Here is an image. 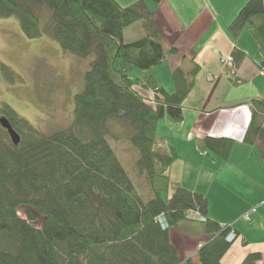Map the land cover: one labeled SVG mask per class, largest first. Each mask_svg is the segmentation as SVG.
<instances>
[{"label":"trees","instance_id":"obj_1","mask_svg":"<svg viewBox=\"0 0 264 264\" xmlns=\"http://www.w3.org/2000/svg\"><path fill=\"white\" fill-rule=\"evenodd\" d=\"M12 15L26 37H50L65 52L94 57L83 73V89L74 94L67 127L41 133L12 107H0L20 134L14 144L0 126V264H193L190 258L181 262L169 238V228L185 220L201 223L212 235L197 249L200 264H221L234 241L225 239L228 232L236 239L238 234L229 223L207 217L201 193L171 185L168 170L177 155L157 135L160 119H182L199 67H174L172 91L155 81L151 70L164 61L165 49L146 0L126 6L117 0H0V17ZM139 20L144 35L125 41L123 29ZM248 24L263 55L258 66L264 76V0H246L228 24L229 34L238 38ZM236 53L239 61L244 56L233 51L234 63ZM135 69L143 75L132 76ZM0 70L14 80L1 61ZM142 89L153 94L152 102ZM251 103L240 141L257 145L264 159V97ZM109 138L126 139L138 151L134 168L146 179L150 197L129 177ZM199 144L225 161L235 139L207 135ZM20 205H27L25 218L17 214ZM190 210L206 220L189 218ZM259 256L251 252L241 264Z\"/></svg>","mask_w":264,"mask_h":264},{"label":"crops","instance_id":"obj_2","mask_svg":"<svg viewBox=\"0 0 264 264\" xmlns=\"http://www.w3.org/2000/svg\"><path fill=\"white\" fill-rule=\"evenodd\" d=\"M135 1L117 0L121 6ZM245 1L146 0L165 49L164 61L151 70L155 81L167 92L172 91L174 67L189 69L193 63L199 67L195 84L183 100L182 119L175 121L165 116L161 122L167 133L158 132V122L157 135L162 137L164 149H173L177 155L168 170L171 185L180 184L201 193L207 199V217L220 224L229 223L238 234L221 264H241L251 252L260 255L251 264H264V159L257 145L240 141L250 121L251 101L264 97V76L258 66L263 55L250 35L249 24L238 38L228 31L229 22ZM142 25L143 22L136 29L134 24L124 28V40L132 42L143 36ZM235 50L243 51L244 56L239 61L240 54L233 55L236 73L230 78L220 56ZM132 72L135 77L143 75L136 69ZM141 93L151 96L148 89ZM207 135L235 139L228 159L223 161L200 150L199 142ZM252 204L257 208L251 220L246 221L240 216ZM238 213L241 215L237 218ZM168 231L181 262L190 258L193 264H200L197 249L212 236L203 225L185 220Z\"/></svg>","mask_w":264,"mask_h":264},{"label":"rangeland","instance_id":"obj_3","mask_svg":"<svg viewBox=\"0 0 264 264\" xmlns=\"http://www.w3.org/2000/svg\"><path fill=\"white\" fill-rule=\"evenodd\" d=\"M142 22H134L133 27L136 29V25ZM93 57V53L79 57L65 52L50 37L28 38L22 33L16 15L0 17V61L10 67L15 77L13 81L9 80L0 70V107L4 104L12 107L41 133L67 127L73 120L74 94L83 89V73L90 67ZM152 95L145 96L152 102ZM161 121L158 132L167 133ZM108 141L129 177L150 197L146 179L143 175L138 177L134 168L138 151L126 139L115 142L109 138ZM216 206L221 210L218 204ZM26 210L27 205H20L16 209L18 216L23 218L26 217ZM247 213L249 211L242 215L238 213L235 217L241 215V218L249 221L252 216L250 214L246 219L244 215ZM41 222L42 216L39 215L34 224L40 226Z\"/></svg>","mask_w":264,"mask_h":264},{"label":"built area","instance_id":"obj_4","mask_svg":"<svg viewBox=\"0 0 264 264\" xmlns=\"http://www.w3.org/2000/svg\"><path fill=\"white\" fill-rule=\"evenodd\" d=\"M220 61L223 64L224 68H226L227 70V76L230 78H233L235 76L236 73V68L234 67V58L228 54V55H224V56H220ZM211 80V77L209 78ZM255 206L257 205H253V207L249 210V213H247V215L245 214L244 216L246 217V219H249L251 212L255 211ZM188 217L194 220H201V221H205L206 218H204L197 210H190L188 212ZM158 222L160 223L161 227L164 228L167 226V220L165 219L164 216H158L157 217ZM228 242L229 241H233L236 240V236H235V232L233 230L229 231L226 238H225Z\"/></svg>","mask_w":264,"mask_h":264},{"label":"water","instance_id":"obj_5","mask_svg":"<svg viewBox=\"0 0 264 264\" xmlns=\"http://www.w3.org/2000/svg\"><path fill=\"white\" fill-rule=\"evenodd\" d=\"M0 126L8 133L9 139L14 144H18L20 141V134L14 129L11 122L3 115L0 116Z\"/></svg>","mask_w":264,"mask_h":264},{"label":"flooded vegetation","instance_id":"obj_6","mask_svg":"<svg viewBox=\"0 0 264 264\" xmlns=\"http://www.w3.org/2000/svg\"><path fill=\"white\" fill-rule=\"evenodd\" d=\"M0 115H3V114H0Z\"/></svg>","mask_w":264,"mask_h":264}]
</instances>
